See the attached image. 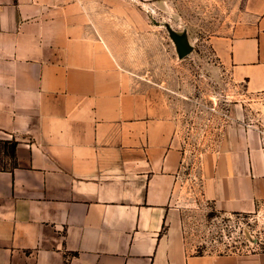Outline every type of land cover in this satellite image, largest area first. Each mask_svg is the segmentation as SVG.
Masks as SVG:
<instances>
[{
  "label": "crops",
  "instance_id": "0c3cea01",
  "mask_svg": "<svg viewBox=\"0 0 264 264\" xmlns=\"http://www.w3.org/2000/svg\"><path fill=\"white\" fill-rule=\"evenodd\" d=\"M147 1L0 0V139L15 142L0 167V264H264V249L185 246L177 111L115 49V22L125 33L130 6ZM247 9L217 51L264 99V0ZM256 109L235 108L197 164L199 194L218 211L251 213L264 198Z\"/></svg>",
  "mask_w": 264,
  "mask_h": 264
},
{
  "label": "rangeland",
  "instance_id": "374dc122",
  "mask_svg": "<svg viewBox=\"0 0 264 264\" xmlns=\"http://www.w3.org/2000/svg\"><path fill=\"white\" fill-rule=\"evenodd\" d=\"M144 3L130 6L125 33L120 31L125 18L120 25L115 22V49L134 80L160 87L177 111L185 148L180 201L185 246L195 253L264 249V198L251 213H225L201 198L196 181L201 154L216 147L235 108L259 111L256 107H262L261 99L250 98L243 82L233 80L216 44L233 36L247 20V0ZM174 34L182 36L189 48L183 55L177 50ZM12 142L0 139V167L12 161Z\"/></svg>",
  "mask_w": 264,
  "mask_h": 264
},
{
  "label": "water",
  "instance_id": "95a60500",
  "mask_svg": "<svg viewBox=\"0 0 264 264\" xmlns=\"http://www.w3.org/2000/svg\"><path fill=\"white\" fill-rule=\"evenodd\" d=\"M173 39L176 44L177 50L181 55L185 54L189 50L182 36L174 34Z\"/></svg>",
  "mask_w": 264,
  "mask_h": 264
},
{
  "label": "built area",
  "instance_id": "2783aa9c",
  "mask_svg": "<svg viewBox=\"0 0 264 264\" xmlns=\"http://www.w3.org/2000/svg\"><path fill=\"white\" fill-rule=\"evenodd\" d=\"M260 102H261L262 108L264 110V99H261ZM261 140H262V145H263L262 147L264 150V132L263 131H261Z\"/></svg>",
  "mask_w": 264,
  "mask_h": 264
},
{
  "label": "trees",
  "instance_id": "16d2710c",
  "mask_svg": "<svg viewBox=\"0 0 264 264\" xmlns=\"http://www.w3.org/2000/svg\"><path fill=\"white\" fill-rule=\"evenodd\" d=\"M11 152H10V157H11V160L13 159V153H14V146H15V142H12L11 143Z\"/></svg>",
  "mask_w": 264,
  "mask_h": 264
}]
</instances>
